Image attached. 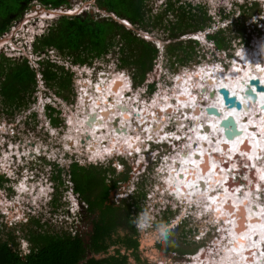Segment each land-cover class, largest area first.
<instances>
[{"label": "rangeland", "instance_id": "1", "mask_svg": "<svg viewBox=\"0 0 264 264\" xmlns=\"http://www.w3.org/2000/svg\"><path fill=\"white\" fill-rule=\"evenodd\" d=\"M37 1L40 0H30V3L28 4L27 8L24 10L23 15L17 18L16 20H14L8 32H6L3 35V37L0 38V52H4L5 45L8 44L9 39L12 37L13 33L16 36H18L23 32H27L30 34L32 40L35 38L37 40V37L41 33L45 34L48 32V29L50 27L49 25L54 21V19L56 18L58 19V17L61 15H67V16H71L74 14L87 15V13L90 12L92 16L95 17V19H99L101 17L103 18V16L107 17L109 15H112V13L107 11V9L100 8L97 5V2H95V0H69L68 4L70 6L67 7L68 8L67 10H64L66 14H58L59 11L54 13L52 11L42 12L40 10H37L35 7L36 4H39L37 3ZM162 1L163 0H147V2L145 3H147L149 6H152L154 13H156L158 10L164 8V6H161ZM182 1L191 2L194 5H199L198 1L196 0H182ZM87 2H91L92 5L85 4ZM253 2H257V4L255 5H258V7L261 8V11L260 12L257 11L258 13L255 12L254 15L249 17L247 16L248 12L254 10V8L251 6L253 5L252 4ZM40 3H41V8H43L44 7L43 3L41 1ZM238 4H247L248 7L251 6V8L246 9L245 11L246 14L243 15V13L241 12L239 15V10L233 12V8L235 7V4L232 5L231 7L229 6L225 7L223 9L224 13L229 15V17L226 18V17H222L221 15L222 9L218 7L215 3H213V6L211 5L209 9L206 6L207 14L208 16L211 17V21L208 22V25H206L204 29L197 31H192L188 29L186 34L176 39H171L170 36H168L169 30L159 29V27H152L151 25H149L148 28H144L145 26L134 25L130 22H128L129 23L128 24L126 23V20L116 18L117 21L122 22L126 27L133 28L134 32H136V34L141 38H145L148 41L149 40L154 41L158 47H161L160 54L154 61L153 71L150 74H148L147 78L143 81H141L140 78L139 79L137 78L138 79L137 81L132 79L131 76L133 73L132 70L136 72L135 67L122 68L121 66H117L116 65L117 60L115 58L116 56L114 52L112 54L103 55L101 57H95L93 61L90 63L93 65L90 66L79 63H74V64L70 63L65 59L67 57L57 52V50L48 49L49 50V51L47 50L48 52L35 51V42L32 43L28 51L32 49L34 51L35 58L41 59L44 57L46 58L48 57L54 63H57L58 65H62L66 69H72L73 71H75L73 77V84H72L74 90L73 92H71L69 87L68 88L64 87L62 90H60V88L57 86L58 83L53 82V85H51L44 78L41 77V74H38L37 88L34 90L32 95L31 94L25 95L24 100L26 103L27 102L29 103L27 107L24 106L20 110L14 112L13 114L10 111L9 112L5 111L6 109L4 110L0 109V126L3 125V127L0 128V132L5 131L11 133L10 139L13 141L14 145L21 147L23 146L22 148L25 150L22 151H24L27 154L25 161H28L30 159L29 166L30 168L33 169L35 174H37V177L35 178L36 180H38L37 182L29 181L27 183L30 184V187L36 186L35 190L37 188H40L41 185H44L43 186L44 191L49 192L53 188L56 191V193L54 194V199H55L54 202L50 204L45 203L46 204L45 206H43V203H39L41 208L36 210L37 211L36 214L32 215L39 219L40 221L39 225H35V223L32 222L31 218H29V220H25L24 223L16 224L10 220L5 219V216L2 214V212L6 211L7 209L5 206L6 204L7 205L15 204V201H13V203L8 204L7 199L12 200L14 199L15 196H18L20 199L26 200L25 197H28L30 195L32 196V193H29L28 191V193L21 195L20 192L21 188L14 189L13 186L7 184V180L3 176L4 178L0 179V205L2 206V208H0V225H1L0 233L3 236H6L8 231L13 230L17 237V240L19 239L20 241L19 246L23 248V251L26 249H27L26 251H29L31 247L29 235H31L30 231L32 232L33 230L36 233L50 232L54 234L56 233L63 234L67 232V233H72L73 235L80 234V236H82L84 240L89 238L91 236V229H92V214L95 212L90 213L86 217H83L81 210L82 208L83 209L88 208V203H89L84 197V194L82 192L79 191L76 192L72 190V193L76 196L77 200L80 201L79 206H75L73 205V203H68L69 198L65 200L66 195H69V193H67V190H71L72 188L76 190L75 188L76 181H74L73 178L71 177L70 171L74 164L73 162H78L77 164L79 166H82L83 168H85L90 172L91 171L97 172L102 176L104 180L103 183L111 187L108 195V199H111L112 203H118L121 209L125 208V206L128 205L129 203L132 204L131 201L138 203L140 209H138L139 208L138 205L134 203L133 204L135 206H131V209L135 214L134 219L135 222L137 223V228L138 230H140V234L137 235L138 240L140 241V247L139 249L137 248L136 254H138L139 259L142 263L144 264H222L223 262L221 263L220 261L226 260L225 259L226 253H228L229 251H235L234 247H236L235 246L236 241L234 239L235 236L231 235L232 234L231 229H233V227L227 224L228 219L225 218L224 215L226 211L224 212L222 211L221 215H218L219 212L218 213L216 212L214 214V211L216 210L213 211V209L212 211L211 210L206 211L207 204L199 203L200 201L199 199L198 200L196 199L198 202L196 200L194 201L195 204L189 203L186 199L184 200L180 198L181 196L180 192L177 191L175 188L170 189L169 187H166L165 185L168 184L167 182L168 178L170 183H172L171 186L173 187L175 186V184H177L176 182H179L180 184L181 178L174 179V177L177 176L176 172L174 173L175 175L173 174L174 176L168 174V172H171L172 167L170 165H166L165 163L170 162L171 160L169 159H173L178 154L180 155L181 159L184 158L185 156L189 159V161L186 163L187 172L192 170V167H194L193 164L196 163L198 164V162H196L190 156L187 155L188 153L190 154L189 149H191L190 142L189 141L187 142V139L189 138L191 139L190 132L191 133L193 132L194 135L196 134L195 128L200 127V125L196 124L195 123L196 121L192 119H189L188 121L186 120L187 122L186 125H182L183 122L181 115L186 114L189 110L186 108L187 110L179 114V113H175V111L172 112L174 108L176 109L181 107L182 105L181 103H183L187 107L188 106L190 107L191 104L188 103L190 101H193V98L194 99L197 98L199 100L208 99L210 95L208 94V91L210 89L207 90V92L200 91L202 90L201 86L204 84L208 85V83L209 84L212 83L211 86L213 85L214 87L213 91L216 94H214L213 98H217L219 102L224 103L223 96L220 93L221 87H227L230 89V91L232 89L237 90L242 82V79L244 80L250 73H253V71L254 73L259 72L257 71L259 70V68L261 69L263 67L264 69V61H263L264 60V0H241L240 3ZM87 7H89L88 10L83 11V9ZM193 12L197 14V18H198L193 21V24L195 23L194 25H196L198 22L203 20L200 17L202 15V12H198V11H193ZM27 16L28 18H26ZM170 17L173 16L170 15ZM232 20H236L234 24L233 23L230 24ZM145 22H148V20L146 19ZM242 23H244L245 25L244 26L246 30L245 36L243 35L239 36L240 34L238 35L239 31L243 29ZM220 28L225 29V34L224 33L223 34L226 35L227 40L230 41L231 46L229 47V49H218L214 46L213 41L207 38L208 33L213 34V32H215ZM37 33L39 34L37 35ZM197 33H202L200 35L201 41H199V44L196 45L193 43L195 45L194 48L195 52L193 55H190L188 57L189 50L186 49V46L188 45V39L193 37L192 35L196 36ZM203 36H206V38H203ZM5 37L7 38L6 40H4ZM17 38L18 37H16L14 40H16ZM118 39L119 37L117 36L116 39H114L115 42L118 41ZM173 40H181L183 42V45H180V47L177 49L179 53V55L177 56L182 59H188V62L184 64L175 63L172 67L168 62L169 56H167V52L164 50L163 46L165 43ZM8 54L21 57V55L18 52H11V53L8 52ZM30 64L32 66L35 65L34 67H38L39 60L37 64L34 65L32 63ZM117 75H120L119 77L122 76L124 80L128 82L126 83L125 87H128L129 80L132 79L133 84H132L131 93L132 91H135V89H137L138 91H140V94L142 95H141V99H140V94H136V95L131 94L132 95L131 97L124 96L125 97L124 99L127 101V102L125 101L126 105L130 101V106H126V105L117 106L116 111L114 110V113L111 112V114L114 115L113 120L117 122H124L127 115H130L132 120H135L136 118H138V115L142 114L143 109L146 107V104H149V102H145V100H149L151 98L153 102L151 101L152 103L150 105L156 104L157 105L156 108H161L162 106H164L163 116L165 115L164 117H166L167 120H170L169 122L170 127L169 130L166 132V136L169 137L170 135L172 136L177 135V137H175L176 140L174 139L171 142L172 145L175 146L174 147L167 146L168 150L165 151V155L163 153L161 157L159 155H157V157L151 155V159L153 160L150 162V165L147 168V170L150 169V171L149 173L145 174V176H141L139 174V172L141 173L140 170H143L145 165L144 166L140 165L139 167L140 170L138 169L137 166V163L140 161L139 160L140 155L137 162L134 163L131 162L132 158H128L129 160L127 161L121 156H120V162L124 163L121 165H116V164L112 165L111 163L99 164L96 162L97 160H95V158L100 157L99 153L103 154L101 152L102 150H104L105 152L108 151V150L106 151V149L108 148L107 146H109V142H108L110 141L109 138L107 139V143H103V146L101 147L103 149L100 148V152L98 154H94L90 152L88 149V145L85 146L87 139L85 143L81 142L80 144H74V142L73 143L71 142L70 143L71 145L67 144L66 146L65 143L68 142V140H70L71 138V135H69V138H66V136H68V134L71 133L70 129L73 130V132L71 133L73 134L75 127L74 125H70V123L68 125L66 119H68L69 122L70 117H74L76 123L80 118L83 119L84 115L89 111L90 100L94 99V101L97 100L96 102H98L101 97L106 98L104 92L106 93V91L107 92L109 91L108 83L109 85L111 83H114L113 81L114 79H117L116 78L118 77ZM96 78H101V79L97 83L99 88H97L96 89L97 92L94 93V89L91 88L90 84L87 86L86 81L90 83L92 79H96ZM152 82L154 83L153 88H151L149 85ZM84 90L88 92L87 95H83ZM189 92L191 94H189ZM210 92L211 91H209V93ZM166 93H168L169 97H173V96L176 97V100L177 97L179 98L181 97L180 102H178L177 100L178 103L176 105H174L173 107L170 106L166 101V96H165ZM233 93L234 92H231L232 95H235V93L234 94ZM42 96H50L51 98L56 99L57 106L61 110L58 111L56 109L51 112L52 116L49 115V112L48 115L45 116L41 108ZM199 96L200 98H198ZM0 100H1V96H0ZM110 100H113L115 103L117 102L116 97L114 96L111 97ZM157 100L159 101V103H157L158 102ZM206 104L207 103L204 101L203 105ZM4 106L5 105L3 103L0 104V108ZM150 107L151 109H153L154 106H150ZM90 108H92L90 109V111L92 110V112L98 111L96 105ZM37 111H39V114L37 113ZM150 112H153V110H151ZM158 112L160 111L159 110L155 111L156 115H158ZM54 116L60 119V124L53 123L52 117ZM97 117H98V113H97ZM106 120H111V118L107 117ZM138 120L140 119L138 118ZM152 120H154V122H164L165 119L161 120V118L160 119L152 118ZM178 120H180L179 123ZM48 123L50 124L47 125ZM125 124L126 127H128L129 124L128 119L125 120ZM201 124L203 125L202 130H205V133L208 134V132H210L209 130H211L210 129L211 127L209 128L207 126L208 124L205 123V121H203ZM45 126L49 128V132L46 131ZM13 127L15 128L13 129ZM151 129H149L148 127L146 129L145 128L138 129L139 135L138 133L134 134L135 136L134 140H136L137 144L143 143V140L140 141V137L143 136L142 139H145L147 133L152 131ZM162 129H160V131ZM105 131L108 137H111L109 133L113 131L114 133L113 137H115V132L113 129L105 130ZM178 131L179 133H177ZM85 136L86 133L85 134L80 133L77 135V138L79 139V141L80 140L82 141L83 139L86 138ZM235 139H239V138L235 137ZM240 142L241 143H239L238 151L242 157L237 155L234 156V157H239L237 160H233L234 159L233 157L230 159V154L233 155V152L230 151L229 146H227L228 150H224L225 153L224 152L218 153V151L217 152L214 151V153L218 155L224 154L223 155L224 158L219 159L218 157V160H215L216 158L215 156L211 158H206L201 162H203L205 165L207 164L209 165V162H212V159L215 160V162H213V172L216 173L219 171L216 168L220 165L222 167L225 166V168L239 167L240 169L238 170L234 169L233 173L230 172V175H232L236 180L242 182V185L240 182L235 183V186L238 188L239 193L247 196L248 190L251 189L255 193L256 192L260 193V189L257 183L264 182L263 180L264 167L261 166L262 164H264V160H263L264 158H262L261 155L262 153L259 152L258 155H261L259 156L261 157V159H259L258 161H256L257 159H252L257 162L254 163V162H250L251 160L249 161L250 158L248 155L247 161L249 162L247 163L246 162L247 158L243 157V156L246 157L245 155L246 153L242 150L244 147H246L247 142L246 141L243 142L242 140H240ZM43 143L52 144L56 146L57 149H54V151L57 152L56 155L58 154V150L63 155L66 153V150L69 151L70 153L72 152L77 153L78 154V157H76L77 160H75V157L70 154L67 155L68 160L63 162L61 166H57L54 168H50L48 163H43L48 161V158H46V156L41 157L42 163H39V161H36L35 164L32 163L31 160H34V156L32 154L28 155L29 152H34L32 147H35L36 144L42 145ZM191 144L197 146V140L191 141ZM233 145H235V143H233ZM152 146L155 148L158 147V145L157 144L154 145V143H152ZM0 147H1L0 149V163H1L3 159L2 150L3 148H6V146H2L0 144ZM65 147L66 148L72 147V148L69 150L66 149ZM113 147L119 148L118 146H113ZM145 147L146 148H144L143 150L144 151L147 150L148 153V149H147L148 147L146 144ZM36 151L38 152L39 150L36 149ZM183 151L185 153V156L183 155L184 153H182ZM70 157H72L73 160H70L69 159ZM143 157L144 160L145 156L143 155ZM146 157H148V155H146ZM100 158H102V156ZM232 160L233 163H231ZM197 164L195 166H197ZM177 165L180 164L176 163V166ZM4 166L5 165H2L1 163L0 167H4ZM134 166L136 167L137 170L134 168ZM162 168H164L163 172L160 171L162 170ZM59 169L62 170V175H61L62 182L56 179V177L59 175V171H60ZM227 172L229 174L228 170ZM165 174L167 175L168 178L165 177ZM45 176L46 179L44 178ZM47 178H49L48 181ZM227 180L230 182L228 177L227 179L225 178V181ZM193 182L194 181L191 182L192 185H194ZM221 182L223 183V185L229 184L227 182H224L222 179ZM187 183H190V178ZM95 190L100 191L101 189H95ZM171 190L172 191L174 190L173 193H175L176 196L171 194ZM39 191L41 192V190H37L36 192L39 194L40 193ZM87 191L88 192H86L85 195H89L90 198L92 199H94L97 193H99L96 192L95 194L91 192L89 189ZM38 194L36 195V198H39L40 201H42L43 198L40 196V194L39 195ZM6 196L7 198H5ZM170 196H174L177 199V201L180 200L183 203L181 204L177 203V201ZM168 197L172 198L171 200L173 201V203H170L171 206L165 203V199ZM258 198H260L258 201H260V203L262 202L261 204H263L264 207V194L262 197L259 195ZM1 199L4 200L5 202L3 203ZM27 200L29 201L30 198H27ZM225 202L226 201H224L223 203ZM255 204L258 205V203ZM186 206L188 208L195 209L194 211H192L195 214L194 216L192 214L186 215V217L180 215L181 209H184V207ZM197 207L200 208V211L196 210ZM11 209H13V206L11 207ZM68 209H70L69 213L67 212ZM235 210H237L236 207ZM237 211H238L237 212L238 215L240 211L239 210ZM260 211L262 212L261 214H263L264 211L262 210ZM257 213L260 214L259 212ZM198 214L203 215V218L200 219L198 216H196ZM69 215H71V217ZM238 216L241 215L239 214ZM1 223H4V226H2ZM140 223H143L145 227L140 228L138 226ZM6 224L8 225V227H5ZM26 225H30V227ZM240 230H243V228L239 229L238 231ZM167 231H170V242L172 246L176 247L175 251L165 250L164 248H161L159 246V241L161 239V236H163ZM260 241L264 245L263 233L260 234ZM237 244L239 247L240 243L238 241ZM263 247H259L260 251H258V254L261 256H264ZM261 249H263V251H261ZM254 253L255 252H253V254ZM202 254H205V258L200 257L199 261L198 260L196 261L194 259L196 256ZM254 256L256 260H251L250 261L251 263L249 264H257L258 262L263 263V261L257 260L256 254H254ZM90 257H94V255L90 254L89 258ZM129 261H131L132 263L129 262L127 264H134L133 262L135 261V256L133 253L129 255Z\"/></svg>", "mask_w": 264, "mask_h": 264}, {"label": "trees", "instance_id": "2", "mask_svg": "<svg viewBox=\"0 0 264 264\" xmlns=\"http://www.w3.org/2000/svg\"><path fill=\"white\" fill-rule=\"evenodd\" d=\"M40 1L47 7L70 6L68 4L69 0ZM95 2L100 8H105L107 11L115 13L118 18L126 19L134 25L145 26L144 28H148L151 25L152 27H159V29L169 30L168 36L171 39L183 36L188 29L192 31L204 29L208 22L211 21V17L207 14V8L202 3L194 5L191 2L182 0H163L161 6H164V8L154 13L153 7L145 3L147 0H95ZM29 3L30 0H0V36L9 30L14 20L23 15ZM252 4L251 6L254 10L248 12L247 16L249 17L257 11H261V8L255 5L257 2ZM251 6L248 7L247 4L239 5L237 7L239 15L241 12L243 15L246 14V9H250ZM193 11L202 12L200 17L203 20L196 25H194L195 23L193 24V21L198 18ZM170 15L173 17H170ZM221 15L226 18L229 17V15L224 13V10L221 11ZM146 19L148 22H145ZM235 21L232 20L230 24H234ZM242 24L243 29L239 31V36H245L246 33L245 25L244 23ZM223 33L225 34V29L220 28L207 36L213 41L216 48L229 49L231 46L230 41L227 40L226 35ZM117 36L119 39L115 42L114 39ZM193 43L196 45L199 44V41L189 38L186 46V49L189 50L188 57L195 52ZM180 45H183L181 40H173L163 46L167 56H169L168 62L172 67L175 63L184 64L188 62V59H182L177 56L179 55L177 49ZM48 49L57 50V52L67 57L65 59L70 63L90 66L93 65L90 63L95 57L114 52L117 66L136 68L137 73L132 70L133 73L131 75L135 81L139 78L141 81L147 78L148 74L153 71L154 61L161 51L154 41L141 38L134 32L133 28L126 27L113 16L95 19L90 12L87 15H61L58 19L56 18L49 27L48 32L38 37L35 42V51L46 52ZM29 62L31 61L27 57H10L3 53L0 54V104L3 103L5 105L0 109H6L5 111H10L13 114L22 107H27L29 103H26L24 98L26 94L32 95L37 88L38 74H41V77L51 85H53V82L58 83L57 86L60 90L64 87H69L71 92H73L72 84L75 71L54 63L48 57L41 58L38 67L32 66ZM153 82L149 84L151 88L154 87ZM52 121L54 124H60L58 117H52ZM59 170V175L56 179L62 182V170ZM70 175L76 181L75 191L82 192L89 202L88 210L90 212L106 208L105 201H108L111 187L103 183L104 180L99 173L90 172L75 162ZM2 178L0 176V179ZM88 189L95 194L96 192L99 193L92 199L89 195H85ZM131 202L132 204L129 203L125 206L128 214L133 211L131 206H135L134 204L138 205L137 202ZM32 222L35 225L40 223L38 219H34ZM1 224L4 226V223ZM5 227H8V225L6 224ZM30 234L29 239L32 245L29 253L23 254L18 250V241L13 230L8 231L6 236L0 233V264H125L126 262H118L114 256L103 259H97L96 257L86 258L88 249L95 253L107 252V246L97 240V235H100L98 229L93 235L91 243L87 245H85V240L80 234L73 235L67 232L63 234L36 233L34 230L30 231ZM162 246L169 250L168 246Z\"/></svg>", "mask_w": 264, "mask_h": 264}, {"label": "bare ground", "instance_id": "3", "mask_svg": "<svg viewBox=\"0 0 264 264\" xmlns=\"http://www.w3.org/2000/svg\"><path fill=\"white\" fill-rule=\"evenodd\" d=\"M126 23H128L127 20H126ZM257 71H259V72L254 73V71H253V73H250L244 79L245 81L242 79V82L239 85L237 90L232 89L230 91V92H234L235 96L240 101L243 102L244 107H242L241 109H238L236 107L225 106V104L222 102H219L217 100V98H213L214 94H216V93L213 91L214 87H213V85L211 86L212 83L211 84L208 83V85L207 84L202 85L201 86L202 90H200L202 92L203 91L207 92V90L210 89L209 91H211V92L209 93V91H208V94H210L208 99H204V100L200 99L199 100L197 98L196 99L193 98V101L189 100L190 102L188 104H191L190 107L189 106L187 107L186 105L181 103L182 104V105L180 104L181 107L176 108V109L174 108L172 110V112L175 111V113H179V114L181 112L187 110V109L189 110L186 114L181 115L182 122H183L182 125H186V123H187L186 120L188 121L189 119L196 121L195 123L200 125V127L195 128L196 129L195 135L193 134V132L192 133L190 132L191 139L190 138L187 139V142L188 141L190 142V148L191 149H189L190 154L188 152H187L188 154L186 153L193 160L198 162V164L196 163L197 166H195L196 164H193L194 167H192V170L187 172L186 163L189 161V159L185 156L184 151L182 152V153H184L183 154L185 156L184 158L181 159L180 155L177 154L176 157H174L172 160L169 159L171 161L168 163L167 162L165 163L166 165H170L172 167L171 172H168V174L173 175L176 172L177 176H175L174 179L181 178L180 179L181 182H180V184H179V182H176L177 184L174 183L175 186L173 187V186H171L172 183H170L169 178H168V180H167L168 184H166L165 186L169 187L170 189L175 188L177 191L180 192V195H181L180 198H182L184 200L186 199L189 203L195 204L194 201L196 199L197 200L199 199L200 200L199 203L207 204L206 211L207 210L212 211V209L217 210V213L219 212L218 215H221L222 211L223 212L226 211L224 213V215H225V218L228 219L227 224H229V226L233 227V229H231V231H232L231 235L235 236L234 239L236 241V243H235L236 247H234L235 251H229L228 250L229 252L226 253V257H225L226 260L220 261L221 263L223 262L222 264H235V263L244 264V261H245V264H249V263H251L250 261L253 260V257L252 258L249 257L251 254H253V252H255L254 254L257 255V260H261L264 263V256H261L258 254V251H260L259 247L264 246L263 243L260 241V234L261 233L264 234V212H263V214H261L262 212L260 211V210L264 211V207H263V204H261L262 202L260 203V201H258L260 199V198H258L260 193H257V192L255 193L251 189V190H248L247 196L240 194L238 188L235 186V183L240 182L242 185V182L239 180H236L233 176L228 174L227 170L229 171V169L225 168V166L222 167L220 165L216 168L219 171L217 173L213 172V162H215V160H218V157H219V159L224 158V156H223L224 154L218 155V154H215L214 151L215 152L218 151V153H222V152H224V150H228L227 146H229V150L233 152V155L230 154V159L233 157L234 158L233 160H237L239 157H234V156H236V155L241 156V154L238 151L239 143H241L240 140H242L243 142L244 141L247 142L246 147H244L242 149L246 153L245 154L246 157L245 156H243V157L247 158L246 159L247 163L250 160H251L250 162L257 163L256 161L261 159V157H259L261 155H262V158H264V89L257 90L256 84L251 83V80L258 79V80H260V83H261L260 85H264V69L262 67L261 69L259 68V70H257ZM117 76H118V77H116L117 79H114V81H113L114 83H111L110 85L108 83V88H109L108 90L109 91L108 92L106 91V93L104 92L106 98L101 97L98 102H96L97 100L94 101V99L90 100L89 111L84 115L83 119L80 118L81 120L79 119L76 123V121L74 120V117H70L69 123H70V125H74L75 127H74V133L71 134L73 132V130L70 129L71 133H69L68 136H66V138H69V135H71L70 140H68V142H65L66 146H67V144H70L71 142L72 143L74 142V144H80L81 142L85 143L86 139H87L85 146L88 145V149L90 152H92L94 154H98L100 152V148L103 146V143H107V139L109 138L110 141H108V142H109V145L111 147H110V149L107 148L106 151L112 150L114 148L113 146H118L120 148V146L122 144H126L127 146L130 147V151L133 152L135 150H139L141 153L145 154L146 151H144L143 149L146 148L145 144L148 145L147 136H145V139H142L143 136L140 137V141L143 140V143L137 144L136 140H134L135 139L134 134L138 133V135H139L138 129L139 128H143V129L145 128L146 129L147 127L149 129H151L153 127L152 131H154V132L158 131L159 132V130L161 128H163L164 125L166 126L167 124H169L170 120H167L166 117H164L165 115L163 116L164 106H162L163 108L162 107L156 108L157 105L156 104L150 105L153 101L150 103L149 100L147 101V102H149V104H146V107L143 109L142 114L138 115V118L140 120H138V118H136L135 120H132L131 116L127 115L126 119H128V122H129L128 127H126V124H125L126 119L124 120V122H117V121L113 120L114 115H112L111 112L114 113V110L116 111V107L119 105H126L127 101L124 98L127 96L126 95L127 92L129 90L131 91V89H132V87L129 86V84H128V87H125L126 83H128V82H126L122 76L121 77H119L120 75H117ZM99 79H101V78H99ZM208 86H209V88H208ZM250 87L255 91V93L257 95L256 100H253L252 96L246 93L247 89ZM125 88H126V90H125ZM203 88H205V89H203ZM136 94H140V91H138L137 89H135V91L133 92V95H136ZM189 94H191V93L189 92ZM113 96L116 97V101H117L116 103L113 100H110L111 97H113ZM165 96H166L167 103L172 107L174 105H176L178 102H180V100H181V97L180 98L177 97L178 102L176 104H173V97L174 96L169 97L168 93H166ZM198 98H200V96ZM201 98H203V97H201ZM102 100H103V102H102ZM204 101L207 103L206 105H203ZM157 103H159V101ZM245 103H247V104H245ZM94 105L97 106L98 111L92 112V110L90 111V109H92L90 107H94ZM126 106H130V101L127 103ZM150 106H154L153 109H151ZM194 106H195V109H194ZM208 106H216L218 108L219 112L218 113H209L207 111ZM151 110H153V112H150ZM158 110L160 112H158V115H156L155 111H158ZM97 113H98V117H97ZM229 116H233L236 119L237 125L241 129V132H238L237 135H235L234 137H231V138L226 137L225 132H224L225 127L223 126V123H222L223 119H226ZM107 117H110L111 120H106ZM152 118L153 119H155V118L160 119L161 118V120H163V119H165V120H164V122H154V120H152ZM165 121H166V124H165ZM203 121H205V123L208 124L207 126L209 128L211 127L210 128L211 130H209L210 132L207 131L208 134L205 133V130H202L203 125L201 123ZM72 122H75V123H72ZM179 122H180V120H178V123ZM152 124H156V125L152 126ZM139 125H140V127H139ZM111 129L114 130L115 137H113V134H114L113 131H111L109 133V135H111V137H108L106 135L105 130H111ZM80 133H84V134L86 133V136H85L86 138L84 137L85 139H83L82 141L81 140L79 141V139L77 138V135ZM177 133H179V131ZM162 134H163V132L160 133V136ZM213 134H214V136H213ZM215 134H216V136H215ZM175 137H177V135L176 136L170 135L169 139H168L169 142H172L174 139L176 140ZM235 137H238L239 139H235ZM167 138H168V136H167ZM193 140H197V146H194L191 144V141H193ZM94 143H96V144H94ZM233 143H235V145H233ZM94 146H96V147H94ZM172 146L174 147L175 145H172ZM12 147H13V145H12ZM22 147L17 146L15 149L17 150L16 152L18 153V155L22 159L24 158V160H25V156L27 154L24 151L21 153L22 150H25ZM19 149H20V151H19ZM101 149H103V148H101ZM101 152L103 154H105L104 150H102ZM259 152L262 154L258 155ZM29 153H31L33 156H35V152H29ZM13 154L14 153L12 150V151H9L6 155L9 156V158H11L10 156H12ZM99 155H100V153H99ZM248 155L250 158L249 161H247ZM215 156H216L215 160L212 159V162H209V165L208 164L205 165L203 162H201L202 160H204L206 158H211V157H215ZM252 159H257V160L254 161ZM233 160L231 161V163H233ZM176 163H179L180 165L176 166ZM261 166L264 167V164H262ZM263 173H264V170H263ZM201 177H203V178H201ZM227 177L230 180V182L228 180L225 181V178L227 179ZM189 178H190V183H187ZM258 178H260V177H258ZM221 179L224 182H227L229 184L223 185V183L221 182ZM192 181H194L193 182L194 185L191 184ZM226 186H228V187H226ZM34 188L31 189L29 187V185L23 183L21 191H20L21 195L28 193V191L31 189L32 196L36 197V193H37L36 191L37 190H34ZM213 188H214V190H213ZM215 190H216V192H215ZM218 190H220V191H218ZM173 192H174V190L173 191L171 190V193L173 195H175V193H173ZM177 197H179V196H177ZM224 201H226L227 203L226 202L223 203ZM228 203H230V204H228ZM255 203H258V205H256ZM8 204H10V203H8ZM6 206L10 208V207L14 206V204H12V205L6 204ZM235 207L237 208V210L240 211L239 214L241 216H238L239 214L237 215L238 211L235 210ZM187 208L188 207L186 206V207H184V209H181L180 214L181 215L186 214ZM245 210H247V211H245ZM257 212H259L260 214H258ZM220 217H222V216H220ZM249 219H252V220H249ZM244 220H245V223H244ZM259 220H260V222H259ZM241 228H243V230L238 231ZM237 241L240 243L239 247H238ZM232 243H233V241H232ZM263 249H264V247H263ZM263 249H261V251H263ZM222 256H223V253H222ZM200 257L205 258V254L198 255L194 259L196 261L197 260L199 261ZM228 262H230V263H228ZM257 264H260V263L258 262Z\"/></svg>", "mask_w": 264, "mask_h": 264}, {"label": "clouds", "instance_id": "4", "mask_svg": "<svg viewBox=\"0 0 264 264\" xmlns=\"http://www.w3.org/2000/svg\"><path fill=\"white\" fill-rule=\"evenodd\" d=\"M196 1H198V3L204 4L205 6H207L208 9H209V7L211 5L213 6V3H215L222 10L225 7H228V6L231 7L232 5L235 4V7L233 8V12H235L237 10V7L239 5H241V4H238V3H240L241 0H196ZM246 2H249V1H246ZM246 2H244V3H246ZM85 4L90 5L92 3L91 2H87ZM85 4H83V5H85ZM44 7L46 9H48L49 11H52V12L55 13V12H58V10L56 11V9H60L61 7H65L66 10H67L68 9L67 7H69V6L63 5V6H60L58 8H53V7H47V6L44 5ZM87 8H84L83 11L87 10ZM58 14H66V12H59ZM112 15H113V17L115 19L118 18L115 13H112ZM112 15H109V16H112ZM123 20H126V19H123ZM52 23L49 26H51ZM47 26H45V27H47ZM6 32H8V31H6ZM4 34H2L0 36V38L3 37ZM38 34L39 33H37V35ZM42 34L43 33H41L39 36H41ZM201 34L202 33H197L196 36L192 35L194 38L193 37H191V38H193V39H195L197 41H201V39H200V35ZM16 37H18V38L16 40H14ZM38 37H37V39H38ZM203 38H206V36H203ZM6 39L7 38L5 37L4 40H6ZM36 41H37L36 38L32 40L30 34L27 33V32H23V33H21L18 36H16L13 33L12 37L9 39L8 44L5 45L4 52L7 54V56H10V57H17V56H14L12 54H8V52H10V53L11 52H18L21 55V57H27L31 61L30 63H32L33 65L37 64L38 60H40V58H35L34 57V51L32 49L30 51H28V49L31 47L32 43H34ZM159 48L161 49V47H159ZM48 51H46V52H48ZM4 52H0V54L1 53L5 54ZM92 80H95L97 83L100 81L99 78L92 79ZM86 83H87V86L90 84L88 81H86ZM129 84H130L129 86L132 87V84H133L132 79L129 80ZM133 92L134 91H132V93H131V91H128L127 93L130 94V97H131V94L133 95ZM87 94H88V92L86 90H84L83 91V95H87ZM141 95L142 94H140V97H141ZM127 96H129V95H127ZM41 98H42V100H41L42 101L41 108H42L45 116L48 115V112H49V115L51 116V112L52 111H54L56 109L58 111L61 110L57 106V100L56 99H53L50 96H42ZM145 101H148V100H145ZM52 108H54V110H52ZM37 113L39 114V111H37ZM66 120H67V124L69 125L68 119H66ZM49 124L50 123H48L47 125H49ZM152 126H155V124H152ZM1 127H3V125H1L0 128ZM169 127H170V124H167L166 126L164 125L163 129L161 128L162 130L161 131L159 130V132L158 131H156V132L151 131V132L147 133L146 136H147V143H148V145H147L148 153H147V150H146V153L149 154V159L148 160L144 159L143 161H139L137 163L138 169H139L140 165H142V166L145 165L143 170L139 169L141 171V173L139 172V174L141 176H145V174L149 173V171H150V169L147 170V168L149 167L150 162L153 160V159H151V155L152 156L154 155L156 157H157V155L161 156L162 153L165 155V151L168 150L167 146H170V145H168L169 137L167 138L166 132L169 130ZM14 128L15 127H13V129ZM45 129H46L47 132H49V128L48 127L45 126ZM161 132H163V134L161 136H165L166 139L163 140V142L159 143V142H156L155 140L157 138H159ZM10 136H11V133H9V132H5V131H1L0 132V139H1L0 140V144L2 146H6V148H3V150H2V158L3 159L1 161V163H2V165H5V166L4 167H0V172H1L0 176H2V177L4 176L5 177V179L7 180V184H10L11 186H13L14 189H18V188H22L23 183H26V182H29V181L37 182L38 180L35 179L37 177V174H35L33 169L30 168V166H29L30 161L29 160L25 161L16 152L15 148L17 147V145H14L13 141L10 139ZM152 143H154V145L157 144L158 147L157 148L153 147ZM12 145H13V147H12ZM107 147L110 149L111 146L109 145ZM71 148L72 147L66 148V149L70 150ZM0 149H1V147H0ZM32 149L35 152V156H34V160H31V162L34 163V164H35L36 161H39V163H42L41 157L42 156H46V158H48V161L47 162H43V163H48L50 168L61 166V164L63 162L68 160L67 155L71 154L72 156L75 157V160H77L76 157H78L77 153H74V152L70 153L67 150H66V153L64 155L58 150V154L56 155L57 152H55L54 149H57V147L52 145V144H46V143H43L42 145H37L36 144L35 147H32ZM36 149L39 150V151L37 152ZM12 150H13V153H15V154L10 156L11 158H9V156H7L6 154L9 151H12ZM159 151H161L162 153H158ZM143 154L144 153H141L139 150H135V151L132 152V151H130V147L129 146H127L126 144H122L120 146V148H113L112 150H110V151L108 150L107 152H105V154H100V156H102V158L97 157V158H95V160H97L96 162L99 163V164L111 163L112 165L113 164L121 165V164H124V163L120 162V156L123 157L127 161L129 160L128 158H132L131 162L134 163V162H137V160L139 158V155H143ZM69 159L73 160L72 157H70ZM1 163H0V166H1ZM73 163H75V162H73ZM76 163H78V162H76ZM134 168L136 169L135 166H134ZM49 172H51V171H49ZM44 178L46 179V176ZM48 179L49 178H47V181H48ZM49 181H51V180H49ZM257 184H258V187L260 189V196L262 197L263 194H264V192H263L264 191V182H258ZM43 186L44 185H41L42 188L40 187V189L37 188V190H41V192L39 194L43 198L42 201H40L39 198L33 197L31 195L28 196V197H25L26 200H22L18 196H15L14 199H12V200L11 199H7L8 203H13V201H15V204L13 206V209H11V207L9 208V207H7L5 205L7 209H6V211L2 212V214L5 216V219L10 220V221H12V222H14L16 224L24 223L25 220H29V218H31V220L38 219V218H36V217H34L32 215L37 213V211H36L37 209L41 208L39 203H43V206H45L46 205L45 203L50 204V203H53L54 200H55L54 199V194L56 193L55 189L53 188L51 191L46 192V191H44V189H43L44 187ZM29 187H30V185H29ZM30 188L32 189L34 187H30ZM31 189L29 190V193H32ZM72 190L75 191L74 188H72L71 190H67V193H69V195H66L65 200L67 198H69L68 203H73V205L79 206L80 201L77 200L76 196L72 193ZM17 195H18V193H17ZM170 197H172L173 199H175L177 201V199L174 196H170ZM170 197L165 199V203H167V205L169 204L171 206L170 203H173V201L171 200L172 198H170ZM5 198H7V196ZM27 198H30V200L28 201ZM70 198H72V199H70ZM2 201H3V203L5 202L4 200H2ZM161 203H164V202H161ZM177 203L180 204V200H178ZM0 208H2V206ZM67 212L69 213L70 209H68ZM30 213H33V214H30ZM69 216L71 217V215H69ZM196 216L199 217V216H203V215H199L198 214ZM138 226L140 228H144L145 227V225L143 223H140ZM167 239H168L167 235H164L162 240L164 242H167ZM17 241H18V249H19V251L24 253V254L29 253V251H26L27 249L23 251V248L19 246V242H20L19 239Z\"/></svg>", "mask_w": 264, "mask_h": 264}, {"label": "flooded vegetation", "instance_id": "5", "mask_svg": "<svg viewBox=\"0 0 264 264\" xmlns=\"http://www.w3.org/2000/svg\"><path fill=\"white\" fill-rule=\"evenodd\" d=\"M22 152L23 151H21V153ZM30 154L31 153H29V155ZM143 155L145 156L146 160L149 159V154L145 153ZM143 155H140L139 158L140 161L143 160L144 158ZM146 155H148V157H146ZM26 157L27 156H25V159ZM160 171L163 172L164 168H162V170ZM165 177L168 178L167 175H165ZM25 184L30 185L27 182ZM105 204L109 207L106 206L104 210L96 209V211H94L95 213L90 212L88 208H84V209L82 208L81 210L83 217H86L90 213H93L92 229H91L92 238L90 236L89 238L85 239L86 241L85 245L91 243L93 239V235L96 233V230L98 229L100 235H97V240L101 244H105L107 246V252H102V253H95L91 249H88L86 252V258H89L90 254L94 255V257H96L97 259L110 258L114 256L117 258L116 261L118 262L126 261L125 264H127L129 262L132 263L131 261H129V255L133 253L135 256V261L133 263L144 264L140 261L138 254H136L137 248L139 249L140 247V241L138 240L137 237V235L140 234V230H138L137 223L135 222L134 219L135 214L133 213V211L132 213L128 214L126 208L121 209L120 205L118 203H112L111 199L105 201ZM164 235H167L168 237L166 243H164V241L162 240ZM164 235L161 236V239L159 241V246L161 248H164L162 245H165L169 247V250L175 251L176 247L172 246L170 242V231H167ZM30 245H32L31 240H30ZM96 254L100 255V257L98 258Z\"/></svg>", "mask_w": 264, "mask_h": 264}, {"label": "water", "instance_id": "6", "mask_svg": "<svg viewBox=\"0 0 264 264\" xmlns=\"http://www.w3.org/2000/svg\"><path fill=\"white\" fill-rule=\"evenodd\" d=\"M251 83L256 84L257 90L264 89V85H260L261 83H260V80L258 79L251 80ZM220 93L223 96L224 104L227 105L228 107H236L238 109H241L242 107H244L243 102L240 101L235 95H232L230 90L227 87H221ZM246 93L251 95L253 100L257 99V95L251 87L247 89ZM207 111L209 113L219 112L216 106H208ZM222 123H223V126L225 127L224 128L225 135L228 138L234 137L235 135H237L238 132H241V129L237 125V121L233 116H229L226 119H223ZM97 257L99 258L100 255H97Z\"/></svg>", "mask_w": 264, "mask_h": 264}, {"label": "built area", "instance_id": "7", "mask_svg": "<svg viewBox=\"0 0 264 264\" xmlns=\"http://www.w3.org/2000/svg\"><path fill=\"white\" fill-rule=\"evenodd\" d=\"M37 3H39V4H36L35 5V7H36V9L37 10H40V11H49L48 9H46L45 7H43V8H41V3L39 2V1H37ZM51 9V8H50ZM52 10V9H51ZM59 11V12H64V10H66V8L65 7H61L60 9H56V11ZM26 18H28V16L26 17ZM166 139V137L165 136H159V138H157L155 141L156 142H163V140H165Z\"/></svg>", "mask_w": 264, "mask_h": 264}, {"label": "crops", "instance_id": "8", "mask_svg": "<svg viewBox=\"0 0 264 264\" xmlns=\"http://www.w3.org/2000/svg\"><path fill=\"white\" fill-rule=\"evenodd\" d=\"M40 2V1H39ZM44 5V4H43ZM40 222V221H39ZM26 226H29L30 227V225H26ZM26 226H25V228H26ZM24 254V253H23Z\"/></svg>", "mask_w": 264, "mask_h": 264}]
</instances>
